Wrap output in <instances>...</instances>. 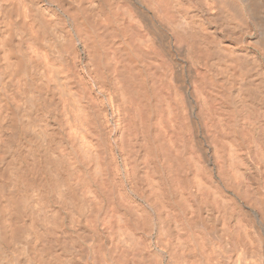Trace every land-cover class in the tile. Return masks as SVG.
<instances>
[{"label": "bare ground", "instance_id": "6f19581e", "mask_svg": "<svg viewBox=\"0 0 264 264\" xmlns=\"http://www.w3.org/2000/svg\"><path fill=\"white\" fill-rule=\"evenodd\" d=\"M0 264H264V0H0Z\"/></svg>", "mask_w": 264, "mask_h": 264}]
</instances>
